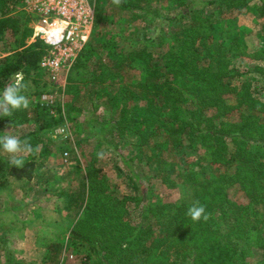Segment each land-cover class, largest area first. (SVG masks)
Listing matches in <instances>:
<instances>
[{"label": "trees", "instance_id": "16d2710c", "mask_svg": "<svg viewBox=\"0 0 264 264\" xmlns=\"http://www.w3.org/2000/svg\"><path fill=\"white\" fill-rule=\"evenodd\" d=\"M25 1L0 0V39L9 37L5 40L6 56L0 58V92L9 84L10 77L22 72L25 82H30L25 94L32 101L46 88V74L40 62L48 47L38 39L32 40L33 20L25 12L24 15L12 13ZM168 4L171 10L159 16V50L163 51L159 60L153 63L156 58L146 49L132 53L124 60L132 69H144L143 80L136 82L134 87L138 90L129 89L133 105L121 109L118 120L111 112L106 115L108 121L100 122L96 118L101 99L107 97L110 100L105 95L110 92L104 91L103 87L109 86L108 83L114 82L118 75L111 67L92 62L96 47L94 42H89L68 77L66 92L71 98L68 108L77 111L73 101L83 85L97 86L101 90L91 99L87 124L95 132L92 136L99 144L111 149V134L115 140L139 134L141 141L158 122L159 141L164 146L173 148L174 143L179 142L181 149L177 146L176 151L183 152L182 141L186 140L190 146L202 149L214 164L236 162L235 172L229 180L240 186L250 202L238 204L232 198L227 175L220 176L219 186L212 190L213 182L208 181V172L199 170L193 178L183 177L191 189L190 197L182 198L176 204L159 201V242L155 238L137 246L140 227L120 234L116 231L118 222L108 221L107 215L114 203L124 213L128 201H142V219H145L149 209L146 186L133 179L134 172L128 173L125 175L132 189L129 195L122 194L117 199L102 196V200H97L94 196L90 198V185L84 178L76 190L62 194L68 209L83 212L80 220L94 222L97 236L84 243L76 240L77 233L72 232L70 238L74 237L69 238L66 245L53 244L47 249L45 264H60L64 250L77 257L87 256V259L107 252L111 264H250V248L262 251V259L256 264H264V67L256 65L244 70L235 65V61L244 56L263 59L264 51L248 54L244 37L226 39L223 35L225 25L236 20L247 4L245 0H191L187 6V0H168ZM124 5L127 8L135 6L133 3ZM261 5L255 13L264 16V3ZM104 15L99 16L97 23ZM218 15L222 17L220 20ZM227 16L230 19L223 20ZM163 21L166 26H161ZM114 57L116 59V55ZM158 96L159 107L154 105ZM111 100L117 103L115 94ZM239 107L242 109L240 121L226 120L225 116ZM111 115L112 120L109 119ZM18 117L20 120H16ZM11 118L15 121L14 129L35 123L37 129L30 133L35 140L33 146L41 144L38 133L46 135L63 123L62 117L53 116L40 104L15 111L6 121ZM165 118L171 121L167 123ZM165 136L171 140H165ZM229 144L234 145L232 152L228 150ZM255 150L263 154L258 156ZM119 155L127 165L129 160ZM35 161L36 155H30L22 168L2 160L0 163L5 164L4 177L33 181L38 178ZM125 165L121 167L122 171H125ZM135 178L139 179L137 175ZM197 201L210 214L207 222H194L187 215L188 208ZM6 212H0V227L10 219ZM8 261V264H24L15 263L11 256Z\"/></svg>", "mask_w": 264, "mask_h": 264}, {"label": "rangeland", "instance_id": "374dc122", "mask_svg": "<svg viewBox=\"0 0 264 264\" xmlns=\"http://www.w3.org/2000/svg\"><path fill=\"white\" fill-rule=\"evenodd\" d=\"M89 1L95 8V20L89 40L90 43L94 42L96 47L92 62L105 64L118 75L114 82L109 81L111 82L108 83L109 86L103 87L104 91L108 89L107 91L110 92L109 95L105 94L110 100L107 97L101 99L96 118L100 122L108 121L106 115L111 112L118 120L120 110L131 107L134 103L129 99V89L138 90L134 88L135 84L139 83V80L142 81L144 75V69H132L124 60H127L130 54H137L145 49L154 54L156 59L153 63L159 60V55L163 52L159 50V16H163L171 9L168 0H123L119 7L114 5L112 0ZM25 2L23 6L16 7L12 13L24 15L25 12L33 20L31 26L34 29L37 19L27 12ZM245 2L247 5L243 13L236 20L225 25L224 38L244 37L248 54L259 50L264 51V16L255 13L261 8L264 0H245ZM126 3H133L135 6L127 8L124 5ZM190 3L191 0H187L186 6ZM103 13L105 15L102 16V20L97 23V19ZM221 18L220 15L217 16L218 20ZM226 19L230 17L227 16L223 20ZM161 26H166V22L163 21ZM7 39L9 37L0 39V58L6 56L5 40ZM32 40L34 41L33 38ZM235 65L244 70L256 65L264 67V57L254 60L244 56L237 59ZM73 66L68 73H61L56 81H53L52 77L41 67L46 74L44 78L46 88L41 96L30 101L29 107L40 104L47 108L53 116L62 117L63 120L62 125L55 128L53 132L46 135L38 133L37 137L41 142L38 144L41 146V151L36 155L35 161L38 178L33 181L26 179L19 181L4 177L5 164L0 163L2 167L0 170V212L7 210L10 217L6 222L9 223L7 225L3 223L0 227V264H8L9 256L14 259L15 263L45 264L47 249L53 244L66 245L72 232L77 233L76 240L78 241L95 240L97 231L94 222L80 220L83 212L68 209L66 197L62 194L69 190H76L84 178L90 185V198L94 196L97 200H102V196H113L117 199L122 194L129 195L132 189L129 188V179L125 175L128 173L134 172L133 179L146 186L149 192L147 195L149 209L145 219H142L144 210L142 201L141 203L128 201L124 213L114 203L111 205V212L107 215L108 221L111 219L118 222L116 231L120 234L126 231L128 233L131 229L135 231L140 227L141 234L137 237V246L156 240L155 238L159 242V236H161V232L159 233V201L162 200L163 204H176L182 198L190 197L191 189L189 185H186L183 177L193 178L195 172L199 170H208L204 171L209 174L208 181L213 182L212 190H216L219 186L218 178L227 175L226 182L228 186L231 185L229 191L232 198L238 204H249L250 200L246 198L240 186L234 180H229L235 172L236 162L214 164L209 157L205 156L202 149L190 146L186 140L182 141L183 152L176 151L181 149L179 142L174 143L173 148L164 146L159 141L158 122L154 124L152 132L141 141L139 134H134L124 140H115L111 134L113 142L111 149L99 144L92 136L95 132L91 130L87 120L90 117L91 99L101 89H97V86L83 85L80 89L81 93L73 101L77 111L69 110L68 104L71 98L66 89ZM13 79V76L10 77L9 83L13 82ZM114 94L117 103L111 100ZM45 97H52V101H48ZM154 105L159 107V96L155 99ZM241 115L242 109L239 107L234 108L225 117L226 120L238 122ZM6 118L0 117V135H3L6 130H11V125L15 122L13 117L8 121ZM109 119L112 120L113 116H109ZM16 120H20V117ZM164 120L167 123L171 121L170 118ZM36 129L35 123L30 122L13 129V134L19 135L21 140L28 139L34 143L35 140L30 137V133ZM141 129L144 131L145 126ZM166 139L171 140L169 136H165ZM233 148V144L228 145L229 152H232ZM101 151L105 153L104 159H99L97 156V153ZM119 154L129 160L127 165L123 164ZM255 154L260 156L263 152L255 150ZM29 156L24 158V163L27 162ZM0 160L6 164L9 163V154L0 152ZM123 165L126 166L125 171L121 169ZM136 175L139 179L135 178ZM100 216L105 218V216ZM73 237L74 235L70 239ZM124 245H126L125 242ZM249 255L250 264H256L262 259V251L258 248H250ZM107 257L108 253L103 252L101 256L94 254L87 259V256L77 257L64 250L59 262L60 264H111L112 259Z\"/></svg>", "mask_w": 264, "mask_h": 264}, {"label": "built area", "instance_id": "2783aa9c", "mask_svg": "<svg viewBox=\"0 0 264 264\" xmlns=\"http://www.w3.org/2000/svg\"><path fill=\"white\" fill-rule=\"evenodd\" d=\"M25 4L37 19L33 39L48 47L41 67L56 81L61 73H68L89 43L95 8L89 0H26ZM45 99L52 101V97Z\"/></svg>", "mask_w": 264, "mask_h": 264}, {"label": "clouds", "instance_id": "9594fccd", "mask_svg": "<svg viewBox=\"0 0 264 264\" xmlns=\"http://www.w3.org/2000/svg\"><path fill=\"white\" fill-rule=\"evenodd\" d=\"M123 0H112V3L119 7ZM30 86L26 83L22 72L15 74L13 82L7 84L3 91L0 92V117H11L15 111L27 110L30 106V99L25 94ZM15 125H11V130H6L0 135V152L9 154V163L12 166L22 168L24 158L28 155H38L41 151L40 145L33 146L30 140H21L20 136L13 134ZM99 159L105 158L103 151L97 153ZM187 215L194 222L203 220L207 222L210 214L207 213L206 207L198 201L193 203L187 210Z\"/></svg>", "mask_w": 264, "mask_h": 264}]
</instances>
